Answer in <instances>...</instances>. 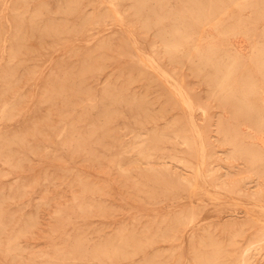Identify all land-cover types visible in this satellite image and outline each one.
<instances>
[{"label":"rangeland","instance_id":"rangeland-1","mask_svg":"<svg viewBox=\"0 0 264 264\" xmlns=\"http://www.w3.org/2000/svg\"><path fill=\"white\" fill-rule=\"evenodd\" d=\"M135 1L0 0V264H264V0Z\"/></svg>","mask_w":264,"mask_h":264},{"label":"bare ground","instance_id":"bare-ground-1","mask_svg":"<svg viewBox=\"0 0 264 264\" xmlns=\"http://www.w3.org/2000/svg\"><path fill=\"white\" fill-rule=\"evenodd\" d=\"M103 1H104V0H103ZM105 1H107V2L110 3V6L112 7V9H113L114 11H119V5H120L119 3H120V0H105ZM121 1H122V0H121ZM132 1H133V0H132ZM140 1H141V0H140ZM157 1H158V0H157ZM167 1H168V0H167ZM185 1H186V0H185ZM191 1H192V0H191ZM214 1H215V0H214ZM214 1H213V2H214ZM217 1H218V0H217ZM219 1H220V0H219ZM230 1H231V0H230ZM235 1H238V0H235ZM135 2H137V0H136ZM177 2H178V1H177ZM180 2H181V1H180ZM186 2H187V1H186ZM193 2H194V1H193ZM213 2H212V3H213ZM215 2H216V1H215ZM232 2H233V1H232ZM232 2H231V3H232ZM121 3H122V2H121ZM137 3H138V2H137ZM145 3H146V2H145ZM159 3H160V2H159ZM191 3H192V2H191ZM210 3H211V2H210ZM217 3H219V2H217ZM233 3H234V2H233ZM236 3H237V2H236ZM135 4H136V3H135ZM154 4H155V3H154ZM160 4H161V3H160ZM168 4H170V3L168 2ZM181 4H182V3H181ZM185 4H186V3H185ZM185 4L183 3L182 5H185ZM204 4H206V3H204ZM140 5H141V3H140ZM196 5H197V4H196ZM201 5H202V4H201ZM211 5H212V4H211ZM213 5H214V4H213ZM213 5H212V6H213ZM220 5H221V4H220ZM224 5H226V4H224ZM224 5H223V6H224ZM239 5H240V7H241V4H239ZM107 6H108V5H107ZM138 6H139V5H138ZM141 6H142V5H141ZM141 6H140V7H141ZM143 6H144V5H143ZM143 6H142V7H143ZM160 6H161V5H160ZM164 6H166V4H165ZM168 6H169V5H168ZM179 6L181 7L180 4H179ZM202 6H203V5H202ZM226 6H227V5H226ZM228 6H229V4H228ZM237 6H238V5H237ZM108 7H109V6H108ZM142 7H141V8H142ZM185 7H187V5H186ZM205 7H206V6H205ZM160 8H161V7H160ZM194 8H195V7H194V3H193V8H192V9H194ZM196 8H197V7H196ZM216 8H217V7H216ZM220 8H221V6H220ZM220 8H219V9H220ZM222 8H223V7H222ZM224 8H225V7H224ZM234 8H235V7H234ZM154 9H155V7H154ZM167 9H168V8H167ZM180 9H181V8H180ZM185 9H186V8H185ZM185 9H184V10H185ZM187 9H188V8H187ZM190 9H191V8H190ZM190 9L188 10V12H190V11L192 10V9H191V10H190ZM200 9H203V8H200ZM237 9H238V8H237ZM172 10H173V9H172ZM176 10H177V9H176ZM178 10H179V9H178ZM184 10H183V11H184ZM194 10H195V9H194ZM197 10H198V8H197ZM223 10H224V9H223ZM155 11H156V10H155ZM164 11H166V10H164ZM169 11H170V10H169ZM169 11H168V12H169ZM174 11H175V10H174ZM180 11H181V10H179V12H180ZM184 12H185V11H184ZM186 12H187V11H186ZM196 12H197V11H196ZM201 12H202V10H201ZM201 12H200V13H201ZM211 12H212V11H211ZM234 12H235V11H234ZM172 13H173V12H172ZM172 13H171V14H172ZM182 13H183V12H182ZM190 13H191V12H190ZM212 13H213V12H212ZM220 13H221V12H220ZM222 13H223V11H222ZM232 13H233V12H232ZM153 14H154V13H153ZM183 14H185V13H183ZM198 14H199V13H198ZM155 15H156V14H155ZM161 15H162V14H161ZM181 15H182V14H181ZM204 15H206V14H203V16H204ZM166 16H167V14H166ZM166 16H165V17H166ZM169 16H170V15H169ZM173 16H174V15H173ZM183 16H184V15H182V17H183ZM185 16H186V14H185ZM214 16H215V15H214ZM153 17H154V16H153ZM156 17H157V16H156ZM156 17H155V18H156ZM175 17H176V16H175ZM194 17H195V16H194ZM194 17H193V18H194ZM198 17H200V16L198 15ZM198 17H197V18L195 17V18H196V19H195V22H196V24L198 23V24L200 25V22H201L202 20H201V19H198ZM204 17H205V16H204ZM221 17H222V16H221ZM91 18H92V17H91ZM112 18H113V17H112ZM167 18H168V16H167ZM167 18H166V19H167ZM207 18H208V17H207ZM214 18L216 19V17H214ZM223 18H224V17H223ZM148 19H149V18H148ZM177 19H178V17H177ZM177 19H175V20H177ZM182 19H184V18H182ZM136 20H137V19H136ZM164 20H165V18H164ZM175 20H174V21H175ZM188 20H189V19H188ZM193 20H194V19H193ZM200 20H201V21H200ZM203 20H204V18H203ZM220 20L222 21V19H220ZM124 21H125V20H124ZM153 21H154V20H153ZM157 21H158V19H157ZM161 21H162V20H161ZM166 21H167V20H166ZM204 21H205V20H204ZM209 21H210V20H209ZM211 21H212V20H211ZM239 21H240V20H239ZM239 21H238V23H239ZM81 22H82V21H81ZM158 22H160V21H158ZM158 22H157V23H158ZM187 22H188V21H187ZM190 22H192V20H191ZM93 23H94V22H93ZM175 23H176V21H175ZM207 23H208V22H206V24H207ZM232 23H233V22H232ZM163 24H165V23L163 22ZM177 24L180 25V23H178V22L176 23V25H177ZM187 24H189V23H187ZM221 24H223V23H221ZM221 24H220V25H221ZM242 24H244V23H242ZM127 25H128V24H127ZM153 25H154V24H153ZM158 25H159V23H158ZM165 25H166V24H165ZM168 25H169V24H168ZM183 25H184V22H183ZM183 25H182V26H183ZM185 25H186V24H185ZM185 25H184V26H185ZM216 25H217V24H216ZM226 25H227V24H226ZM226 25H225V26H226ZM228 25L231 26L230 23H229ZM232 25H233V24H232ZM240 25H241V23H240ZM161 26H162V25H161ZM161 26H160V27H161ZM171 26H172V25H171ZM177 26H178V25H177ZM182 26H181V28H182ZM184 26H183V27H184ZM186 26H187V25H186ZM194 26H195V25H194ZM197 26H198V25H197ZM243 26H245V25H243ZM189 27H190V26H189ZM198 27H199V26H198ZM218 27H219V26H218ZM232 27H233V26H232ZM240 27H241V26H240ZM130 28H131V27H130ZM163 28H164V27H163ZM171 28H172V27H171ZM175 28H176V27H175ZM177 28H178V27H177ZM184 28H186V27H184ZM194 28H195V27H194ZM224 28H225V27H224ZM224 28H222V29H224ZM179 29H180V28H179ZM195 29H196V28H195ZM233 29H234V28H233ZM236 29H237V28H236ZM240 29H241V28H240ZM240 29H239V30H240ZM256 29H257V28H256ZM133 30H134V29H133ZM173 30H174V29H173ZM182 30H183V29H182ZM197 30H198V29H196V31H197ZM217 30H218V29H217ZM224 30H225V29H224ZM228 30H229V29H228ZM134 31H135V30H134ZM163 31H165V30H163ZM196 31H194V32H196ZM219 31H221V30H219ZM234 31H235V29H234ZM237 31H238V30H237ZM174 32H175V31H174ZM183 32H184V31H183ZM223 32H224V31H223ZM185 33H186V32H185ZM196 33H197V32H196ZM218 33H219V32H218ZM220 33H222V32H220ZM231 33H232V32H231ZM229 34H230V32H229ZM229 34H228V35H229ZM174 35H176V33H175ZM188 35H189V34H188ZM196 35L198 36L199 34H196ZM263 35H264V34H263ZM180 36H181V35H180ZM249 36H250V35H249ZM184 37H185V36H184ZM187 37H188V36H186V38H187ZM222 37L228 38V36H227V37H226V36H222ZM176 38H178V37H176ZM181 38H182V37H181ZM186 38H185V42H188V41H186ZM212 38H213V40H214L215 36L212 37ZM225 38H224V39H225ZM182 39L184 40V38H182ZM191 39H192V38H191ZM203 39H204V38H203ZM208 39H209V38H208ZM176 40H177V39H176ZM176 40H175V43H177ZM179 40H180V39H179ZM187 40H188V39H187ZM216 40H217V39H216ZM222 40H223V39H222ZM222 40H221V41H222ZM189 41H191V40H189ZM203 42H204V41H202V44H203ZM214 42H215V41H214ZM261 42H263V41H261ZM188 43H189V42H188ZM218 43H219V42H218ZM167 44H168V43H167ZM200 44H201V43H200ZM200 44H199V46H200ZM205 44H206V43H205ZM210 44H211V43H210ZM225 44H226V43H225ZM262 44H263V43H262ZM157 45H158V43H157ZM169 45H170V44H169ZM215 45H216V44H215ZM257 46H258V45H257ZM262 46H263V45H262ZM203 47H204V46H203ZM203 47H202V48H203ZM216 47L219 48L220 46H216ZM216 47H215V48H216ZM134 48H135V46H134ZM172 48H173V47H172ZM183 48H184V46H183ZM221 48H222V47H221ZM258 48H260V47H258ZM208 49H209V48H208ZM255 49H257V47H256ZM154 50H155V49H154ZM186 50H187V49H186ZM186 50H185V51H186ZM204 50H205V48H204ZM218 50H219V49H218ZM222 50H223V49H222ZM182 51H183V50H182ZM190 51H191V50H190ZM225 51H226V50H225ZM227 51H228V50H227ZM258 51H259V50H258ZM186 52H187V51H186ZM205 52H206V51H205ZM221 52H222V51H221ZM229 52H230V51H229ZM256 52H257V50H256ZM262 52H263V51H262ZM175 53H176V52H175ZM177 53H178V52H177ZM181 53H182V52H181ZM188 53H189V52H188ZM199 53H200V52H198V54H199ZM236 53H237V52H236ZM259 53H260V52H259ZM137 54H138V53H137ZM183 54H184V53H183ZM238 54H239V53H238ZM261 54H262V53H261ZM34 55H35V54H34ZM174 55H175V54H174ZM195 55H197V54H195ZM215 55L218 57L220 54L217 55V52H216ZM215 55H214V57H212V58H215ZM235 55H236V54H234V56H235ZM262 55H263V54H262ZM148 56H149V55H148ZM170 56H171V55H170ZM175 56H176V55H175ZM178 56H180V55H178ZM192 56H193V54H192ZM238 56H239V55H238ZM263 56H264V55H263ZM181 57H182V56H181ZM254 57H255V56H254ZM254 57H253V59H255ZM173 58H174V57H173ZM232 58H233V57H232ZM180 59H181V61H183L182 58H180ZM188 59H189V58H188ZM234 59H235V58H234ZM237 59H238V58H237ZM185 60H186V58H185ZM185 60H184V61H185ZM213 60H214V59H213ZM254 61H255V60H254ZM254 61H253L252 64H254ZM257 62H258V60H257ZM148 63H149L150 66H153V67H155L156 69L162 70V68H161V67L155 62V60H154L153 58L148 59ZM148 63H147V64H148ZM257 64H258V63H257ZM149 65H148V66H149ZM235 65H236V64H235ZM235 65L233 64V66H235ZM243 65L245 66V64H243ZM249 65H250V64H249ZM254 65H255V64H254ZM260 65H261V64H260ZM236 66H237V65H236ZM236 66H235V67H236ZM244 66H243V67H244ZM210 67H211V66H210ZM235 67H233V68H235ZM261 67H263V66H261ZM250 68H251V67H250ZM235 69H236V68H235ZM235 69H234V70H235ZM162 71H163V74H164V75L166 76V78L168 79V81L171 83V85H172L177 91H181V88H180V84H179V82H178L177 80H175L174 78H172V76H171L169 73H167L165 70H162ZM231 71H232V70H231ZM252 71H253V70H252ZM232 72H233V71H232ZM232 72H231V73H232ZM235 72H236V71H235ZM238 72H239V71H238ZM228 73H229V72H228ZM239 73H240V72H239ZM248 73H249V72H248ZM255 74H256V73H255ZM218 75H219V74H218ZM239 75L241 76V73H240ZM253 75H254V74H253ZM248 76H249V75H248ZM251 76H252V73H251ZM254 76L256 77V75H254ZM173 77H174V76H173ZM255 77H254V79L256 80ZM259 77H260V76H259ZM228 78H229V77H228ZM244 78H245V77H244ZM257 79H258V78H257ZM263 79H264V77H263ZM210 80H211V78H210ZM213 80H215V79L213 78ZM231 80H232V79H231ZM247 80H248V79H247ZM229 81H230V79L228 80V82H229ZM235 81H236V80H235ZM235 81L232 80L233 83H235ZM245 81H246V80H245ZM258 81H259V80H258ZM258 81L256 80V82H258ZM163 82H164V81H163ZM228 82H227V83H228ZM232 82H231V83H232ZM241 82H242V81H241ZM211 83H212V80H211ZM213 83H214V82H213ZM246 83H247V82H246ZM248 84H249V82H248ZM255 84H256V83H255ZM263 84H264V83H263ZM166 85L168 86L169 84L166 83ZM225 85H226V84H225ZM227 85H229V84H227ZM230 85H231V84H230ZM242 85H243V84H242ZM245 85H246V84H245ZM245 85H244V87H245ZM253 85H254V84H253ZM258 86H260V85L258 84ZM169 87H170V86H169ZM218 87H219V86H218ZM222 87H223V86H222ZM232 87H233V85H232ZM248 87H249V86H248ZM251 88H252V87H251ZM217 89H218V88H217ZM248 89H249V88H248ZM248 89H247V90H248ZM233 90H234V89H233ZM242 90H243V89H242ZM259 90H260V89H259ZM259 90H258V91H259ZM261 90H262V89H261ZM261 90H260V91H261ZM235 91H236V89L234 90V92H235ZM239 91H240V90H239ZM254 91H255V90H254ZM246 92H247V91H246ZM250 92H251V91H250ZM261 92H262V91H261ZM180 93H181V92H180ZM238 93H240V92H238ZM241 93H242V92H241ZM253 93H254V92H253ZM258 93H260V92H258ZM182 94H183V93H182ZM182 94H181V95H182ZM247 94H248V93H246V95H247ZM249 94H250V93H249ZM251 94H252V93H251ZM246 95H245V96H246ZM238 96H239V95H238ZM261 97H262V96H261ZM230 98H231V97H230ZM239 98H241V96H239ZM242 98H243V97H242ZM183 99H184V101H186L189 105H191V102H190L191 99L189 100V98H188L187 96H183ZM255 100H256V99H255ZM258 100H259V99H258ZM258 100H257V101H258ZM229 101H230V99H229ZM232 101H233V100H232ZM9 102H10V101H9ZM230 102H231V101H230ZM251 102H252V101H251ZM255 102H256V101H255ZM259 103H260V102H259ZM262 104H263V103H262ZM258 105H259V104H258ZM258 105H257V106H258ZM232 106H233V105H232ZM190 107H191V106H190ZM253 107H254V106H253ZM260 107H261V106H260ZM254 108H256V107H254ZM259 109H260V108H259ZM263 109H264V108H263ZM253 110H255V109H253ZM257 110H258V109H257ZM257 110H256V111H257ZM260 110H261V109H260ZM1 112H2V111H1ZM237 113H239V112L237 111ZM5 114H6V113H5ZM6 115H7V114H6ZM1 116H2V115H1ZM3 117H4V116H3ZM237 117H238V116H237ZM190 118H191V117H190ZM248 119H249V118H248ZM246 120H247V119H246ZM253 122H254V121H253ZM255 124H256V123H255ZM253 125H254V124H253ZM196 128H197V127H196ZM256 129H257V128H256ZM78 140H79V139H78ZM198 146H199V145H198ZM199 147H200V146H199ZM201 148H202V147H201ZM205 149H206V148H205ZM43 152H44V151H43ZM16 155H17V154H16ZM18 155H19V154H18ZM25 157H26V156H25ZM201 157H202V155H201ZM251 159H252V158H251ZM23 160H24V159H23ZM182 162H183V161H182ZM182 164H183V163H182ZM201 165H202V163H201ZM193 193H194V192H193ZM209 195H210V194H209ZM255 207H256V206H255ZM260 211H261V210H260ZM96 232H97V231H96ZM118 241H119V240H118ZM10 245H11V244H10ZM89 249H90V248H89ZM74 256H75V255H74ZM242 261H244V260H242ZM240 264H241V263H240ZM242 264H243V263H242Z\"/></svg>","mask_w":264,"mask_h":264}]
</instances>
